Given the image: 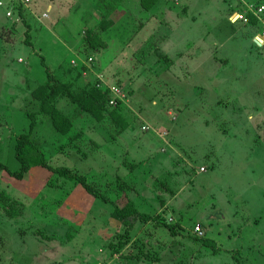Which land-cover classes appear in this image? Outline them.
Listing matches in <instances>:
<instances>
[{
	"label": "rangeland",
	"instance_id": "obj_1",
	"mask_svg": "<svg viewBox=\"0 0 264 264\" xmlns=\"http://www.w3.org/2000/svg\"><path fill=\"white\" fill-rule=\"evenodd\" d=\"M0 1V161L18 166L11 137L28 126L20 117L46 67L71 64L76 90L98 81L111 98L116 84L109 104L121 105L92 116L61 100L79 131L70 143L39 116L46 159L178 226L126 224L41 165L22 180L0 169V264H264V44L253 42L264 9L250 11L264 0ZM112 3L96 40L99 5Z\"/></svg>",
	"mask_w": 264,
	"mask_h": 264
},
{
	"label": "trees",
	"instance_id": "obj_2",
	"mask_svg": "<svg viewBox=\"0 0 264 264\" xmlns=\"http://www.w3.org/2000/svg\"><path fill=\"white\" fill-rule=\"evenodd\" d=\"M112 1L113 0H110V2ZM156 1L157 0H141V3L146 10H150ZM119 2H121V0H118V3ZM117 6L118 4L115 3L108 6L102 4L99 5L102 15L100 16L97 27H95L96 40H102L103 37H101V34L104 33L108 25L112 24L110 15L116 11L115 8ZM24 12L21 8L18 11V14H21L23 23L26 26L24 41L27 45H33L30 32L31 25L25 20L26 17H23V15H25ZM252 15L253 14L251 13L250 16ZM90 45L91 44L89 43V47L95 49V51L99 50V47L96 44L93 46ZM42 63L44 64V58H42ZM74 69L75 67L71 64L60 65L55 70V73L52 72L49 67H46V76L40 81L41 84L34 92L36 99H39L38 102H34L29 108L27 107L22 112L20 117L24 121L25 119L28 120V126L26 129L24 128V131L18 134H16V131L11 137L13 155L18 163V166L15 169H12L6 163L0 161V169L5 170L15 179L22 180L26 177L32 166L41 165L55 174L76 180L87 193L97 199H100L103 203L112 205L115 209L114 215L121 219L124 223L131 225L138 221L143 223L155 222L158 225L167 227L172 234H177V224L161 221L154 217L151 213L141 211L136 206L135 201L131 198H128L127 202H125L122 206H119L111 195L98 189L84 174L76 173L67 166H53L46 159L44 152L39 147L38 142L34 137V134L40 125L39 116L42 117L44 114H48L54 126L59 129L56 130L63 135H66L69 142L71 140V135L73 134L72 131H79L73 125V115L63 112L61 110L63 108L59 107L61 100L66 101V108H72L77 111L84 110L92 116H98L100 113L104 114V112H109L115 116L117 115V112L113 109L118 108L120 107L118 105H121V103H119L117 107L113 108L109 104L110 96L106 95L108 92L107 85L103 84V86H98L97 84H100L98 81H95V85H91L88 89L81 90L80 92L76 90L75 88L77 87H74L73 84L75 80L72 79L73 75L71 76ZM28 106H30V104ZM109 107H112V110L109 111ZM75 137L77 140L81 139L80 134H76ZM203 241L207 240L204 239Z\"/></svg>",
	"mask_w": 264,
	"mask_h": 264
},
{
	"label": "built area",
	"instance_id": "obj_3",
	"mask_svg": "<svg viewBox=\"0 0 264 264\" xmlns=\"http://www.w3.org/2000/svg\"><path fill=\"white\" fill-rule=\"evenodd\" d=\"M22 1H23L24 3H28L29 0H22ZM1 4H2V2L0 1V5H1ZM263 9H264V6H263V5H260L259 7H253L252 10H251V7H250V11H251L256 17H258L257 15H258L259 12H261ZM7 15H11V11H8V12H7ZM43 15L46 16V13H44ZM243 19H244L245 21L247 20L246 17H243ZM257 38H259V37L257 36ZM261 41H262L263 44H264V39H263V40L261 39ZM99 85H101V84H99ZM107 86H108V85H107ZM109 89H110L111 92H113L114 95H115V97L112 96V97L110 98L111 103H113V102H115L114 99L120 97L119 95H120V93H121L122 90H121V89L119 88V86L116 85V84L110 85V86H109ZM113 97H114V98H113ZM202 169H203V168H202ZM195 231H196L198 234H201V233H202V230H201V227H200V226H196V227H195Z\"/></svg>",
	"mask_w": 264,
	"mask_h": 264
},
{
	"label": "crops",
	"instance_id": "obj_4",
	"mask_svg": "<svg viewBox=\"0 0 264 264\" xmlns=\"http://www.w3.org/2000/svg\"><path fill=\"white\" fill-rule=\"evenodd\" d=\"M241 2H243L246 6L247 5H249L248 3H247V1L246 0H240ZM262 5H264L263 3H262ZM2 7L0 6V9H1ZM3 10H4V8H3ZM239 11H241L240 9H239ZM249 11V10H248ZM234 12H238V10H235ZM250 14H251V12H249V16H250ZM258 35V34H257ZM257 35H255V37L253 38L254 40H253V42L255 43L256 42V36ZM264 76V75H263ZM38 257H40V256H37V257H35V258H38Z\"/></svg>",
	"mask_w": 264,
	"mask_h": 264
},
{
	"label": "bare ground",
	"instance_id": "obj_5",
	"mask_svg": "<svg viewBox=\"0 0 264 264\" xmlns=\"http://www.w3.org/2000/svg\"><path fill=\"white\" fill-rule=\"evenodd\" d=\"M256 41L260 44L261 43V39L260 38H256Z\"/></svg>",
	"mask_w": 264,
	"mask_h": 264
}]
</instances>
